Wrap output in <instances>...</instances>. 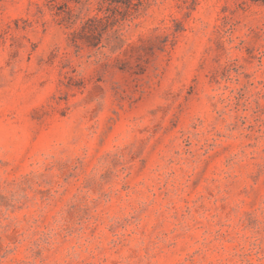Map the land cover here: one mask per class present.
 Returning <instances> with one entry per match:
<instances>
[{
	"label": "rangeland",
	"instance_id": "1",
	"mask_svg": "<svg viewBox=\"0 0 264 264\" xmlns=\"http://www.w3.org/2000/svg\"><path fill=\"white\" fill-rule=\"evenodd\" d=\"M98 2L0 0V264H264V3Z\"/></svg>",
	"mask_w": 264,
	"mask_h": 264
},
{
	"label": "trees",
	"instance_id": "2",
	"mask_svg": "<svg viewBox=\"0 0 264 264\" xmlns=\"http://www.w3.org/2000/svg\"><path fill=\"white\" fill-rule=\"evenodd\" d=\"M79 3L82 0H68ZM261 1L264 0H254ZM98 11L101 15L95 14L88 17L82 25L81 32L87 38H95V36L101 35V30L107 26L114 25L120 21L130 19L138 9L143 5L144 0H99ZM76 32L71 35V41L76 42ZM100 39L91 43L97 45Z\"/></svg>",
	"mask_w": 264,
	"mask_h": 264
}]
</instances>
